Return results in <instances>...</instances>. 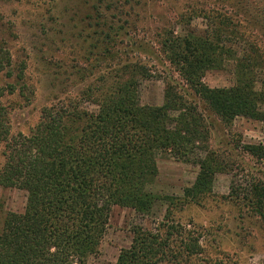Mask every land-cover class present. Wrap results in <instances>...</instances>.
<instances>
[{
	"label": "rangeland",
	"instance_id": "1",
	"mask_svg": "<svg viewBox=\"0 0 264 264\" xmlns=\"http://www.w3.org/2000/svg\"><path fill=\"white\" fill-rule=\"evenodd\" d=\"M171 36L221 43L223 63L204 78L212 89L231 88L237 61L253 55L256 90L264 93V0H0V47L13 62L11 77L0 74V86L15 89L2 100L11 137L29 136L43 110L60 103L98 111L88 101V87L101 86L108 73L133 63L149 71L139 78L140 104L163 106L167 84L188 90L165 53ZM104 49L111 54L101 55ZM200 108L213 125L209 147L184 158L159 153L149 189L157 198L153 212L114 207L99 253L86 264H118L137 229L157 234L165 224L178 234L164 264H264V220L231 197L233 182L245 189L253 181L247 173L264 181V163L244 151L264 148V122L237 118L226 126L204 104ZM5 151L0 145V173ZM207 151L217 156L219 172L211 191L192 202ZM26 204L24 191L0 187V222L8 213H24ZM188 235L199 240L200 252L181 257Z\"/></svg>",
	"mask_w": 264,
	"mask_h": 264
},
{
	"label": "trees",
	"instance_id": "2",
	"mask_svg": "<svg viewBox=\"0 0 264 264\" xmlns=\"http://www.w3.org/2000/svg\"><path fill=\"white\" fill-rule=\"evenodd\" d=\"M213 45L208 40L166 39L165 53L188 90L167 84L161 107L140 104L139 78L149 77V71L133 63L115 75L108 73L101 86L88 87V101L98 111L81 110L71 102L57 104L43 110L29 136L11 137L2 100L15 89L9 86L7 92L0 86V145H6L0 187L27 193L24 213H8L0 222V264H86L99 253L114 207L151 214L157 201L149 191L158 175L157 155L189 157L210 144L213 125L201 104L226 126L237 118L264 122L259 108L264 93L256 90L253 55L244 59L247 63L237 61L231 88L212 89L204 83L206 73L223 63L221 43ZM12 66L9 51L0 47V74L11 77ZM260 148L244 151L263 164ZM199 165L192 202L211 191L221 163L207 151ZM248 174L253 181L245 189L233 182L231 197L264 220V181ZM175 234L168 224L157 234L137 229L118 264H164L173 253ZM199 252V240L186 236L181 257Z\"/></svg>",
	"mask_w": 264,
	"mask_h": 264
}]
</instances>
